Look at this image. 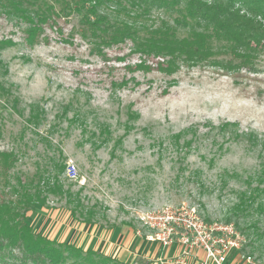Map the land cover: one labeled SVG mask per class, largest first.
I'll use <instances>...</instances> for the list:
<instances>
[{
    "label": "rangeland",
    "instance_id": "obj_1",
    "mask_svg": "<svg viewBox=\"0 0 264 264\" xmlns=\"http://www.w3.org/2000/svg\"><path fill=\"white\" fill-rule=\"evenodd\" d=\"M86 6L49 21L33 46L28 23L0 7V40L10 41L0 49V150L19 154L10 181L34 178L39 164L52 168L50 158L66 167L71 159L79 174L65 170V189L99 221L126 222L146 237L139 212L196 206L209 221L235 223L244 252L264 261V190L237 207L249 184L264 189V57L239 80L207 64L167 75L132 39L97 46L83 37ZM98 13L125 18L114 1ZM151 15L172 22L175 12ZM145 58L153 69L135 67ZM32 113L39 126L28 122ZM48 205L68 207L53 195Z\"/></svg>",
    "mask_w": 264,
    "mask_h": 264
},
{
    "label": "trees",
    "instance_id": "obj_2",
    "mask_svg": "<svg viewBox=\"0 0 264 264\" xmlns=\"http://www.w3.org/2000/svg\"><path fill=\"white\" fill-rule=\"evenodd\" d=\"M111 1L124 19L112 21L98 13L102 4ZM85 6L80 29L83 37L92 38L97 46L132 39L134 51L155 58L156 69L167 75L184 66L207 64L239 80L258 72L264 57V0H0L2 9L18 13L28 23L25 38L32 46L44 40L49 21L72 10L80 12ZM154 9L175 12L173 21L152 19ZM9 42L0 40V49ZM153 66L146 58L135 64L146 70ZM1 89L7 92L4 86ZM29 118L28 122L40 125L38 115L32 113ZM18 160L15 149L0 150V264H133L35 232L28 213L34 207L49 206L50 195L64 198L71 214L81 221H99L98 213L95 207L87 208L70 188L65 189L61 177L64 163L50 158L52 168L39 164L34 178L15 174L12 182L9 174ZM263 190L249 184L250 195L243 193L237 207L254 202L255 193Z\"/></svg>",
    "mask_w": 264,
    "mask_h": 264
},
{
    "label": "built area",
    "instance_id": "obj_3",
    "mask_svg": "<svg viewBox=\"0 0 264 264\" xmlns=\"http://www.w3.org/2000/svg\"><path fill=\"white\" fill-rule=\"evenodd\" d=\"M66 173L77 178L78 167L68 160ZM139 219L148 228V239L167 250L178 244L179 251L170 264H264L254 255L244 252L245 235L235 223L209 221L196 206L164 205L139 212ZM161 263L166 259L160 257Z\"/></svg>",
    "mask_w": 264,
    "mask_h": 264
},
{
    "label": "crops",
    "instance_id": "obj_4",
    "mask_svg": "<svg viewBox=\"0 0 264 264\" xmlns=\"http://www.w3.org/2000/svg\"><path fill=\"white\" fill-rule=\"evenodd\" d=\"M28 214L35 232L84 250H100L124 262L143 264L141 259L148 258L144 264H170L168 259L179 251L177 243L167 250L162 249L158 242L144 237L126 222L107 225L102 221H81L66 206H37ZM160 257L166 261L161 263Z\"/></svg>",
    "mask_w": 264,
    "mask_h": 264
}]
</instances>
